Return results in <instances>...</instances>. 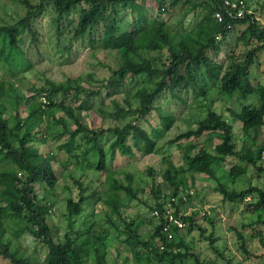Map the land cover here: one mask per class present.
<instances>
[{"label":"trees","instance_id":"trees-1","mask_svg":"<svg viewBox=\"0 0 264 264\" xmlns=\"http://www.w3.org/2000/svg\"><path fill=\"white\" fill-rule=\"evenodd\" d=\"M145 1L17 0L24 8L21 17L14 24H0L4 64L13 66L21 55L28 64L22 71L33 68L22 49L24 40L30 37L37 46L34 22L50 11L56 54L66 52L68 58L73 42L87 43L89 57L110 72L106 80L95 79L93 72L60 82L46 77L42 85L29 89V97L16 93L12 84L7 92L0 84V260L7 264H109L113 243L117 255L124 250L133 264H217L194 253L196 239L187 241L188 235L198 232L197 242L213 247L216 220L213 208L209 215L203 211L201 218L211 227L206 236L196 218L199 211H183L195 193L186 189V174L192 183L201 176L215 180L214 189L231 212L243 206L244 214L255 216L241 224L240 231L233 229L243 254L250 255L244 232L252 230L250 237L262 241L264 186L228 190L217 180L215 167L231 158L235 161L231 179L246 175L248 167L251 178L264 176V141H258V129L264 126V23L257 17L259 13L264 19V5L250 10L246 0H154L158 14L168 17L148 19ZM230 36L234 44L228 42ZM111 56L115 63L105 65ZM161 99L165 106L168 99L196 111L194 128L168 141L182 150V163L163 159L167 167L160 177L166 189L156 181L154 167L145 168L150 182L140 186L132 174L114 165L118 157L155 153L158 142L177 128L181 118L170 110L162 112L157 105ZM23 102L28 109L25 117L20 111ZM216 104L225 107L226 117L215 111ZM91 113L98 116V127L92 126ZM153 113L156 124L150 121ZM235 124L240 126L239 137ZM109 135L112 139L106 145ZM88 173L93 179L85 184ZM65 178L70 180L62 197L67 231L60 236L47 220L54 207L47 196L53 197L58 181ZM70 186L77 188V199L70 196ZM146 187L149 193L140 199ZM99 204L105 209L103 218L74 227L85 206L93 209ZM136 206L145 212L128 215L127 209ZM142 226L147 228L146 237L140 234ZM22 236L45 249L42 260L26 254ZM225 264L241 263L231 259Z\"/></svg>","mask_w":264,"mask_h":264},{"label":"rangeland","instance_id":"rangeland-1","mask_svg":"<svg viewBox=\"0 0 264 264\" xmlns=\"http://www.w3.org/2000/svg\"><path fill=\"white\" fill-rule=\"evenodd\" d=\"M247 4L249 5L250 10H255L258 8V3L264 5V0H246ZM142 3V2H141ZM154 0H146L144 5V11L148 19H154L155 17L158 19H166L167 15H159L157 12V6ZM24 8L22 5L17 4V0H0V18L7 24L11 25L14 24L23 14ZM137 11V9H135ZM52 13L47 11L44 15L37 19L34 22V30L38 32L37 34V46L33 47V44L30 42V37L25 38L23 51L26 53V56L29 58L28 61L33 64V68L28 66V70L22 71L25 64V60L22 58L21 55L15 57L14 65H8L0 62V84L3 85V89L7 92L8 91V84L11 88V84L16 89V93L24 97H29L31 92L29 89L32 86H40L43 84L44 79L47 77L56 82H60L65 78H75L79 75L84 76L86 73L93 72L95 74V79L106 80L110 72L107 67L99 66L97 64L96 59H92L88 55V50L86 48L87 43H78L73 42L72 50L69 54V57L66 58V52L63 53L62 56H58L56 54L57 47L55 46V39L53 35V29L51 28L50 23V16ZM75 16V15H74ZM176 17V16H175ZM258 19L262 23H264V19L260 18L258 13ZM131 18L130 15L126 17L127 21ZM190 18L188 17L185 20L188 22L187 25L190 24ZM174 19V17H173ZM173 19L171 22H173ZM62 42V41H61ZM228 42L234 44V37L230 36ZM63 46L68 45L69 42H62ZM224 51H222V54ZM111 57H107L105 59V65H113L115 60ZM221 57V56H220ZM263 57V65H264V55ZM91 67V65H93ZM28 65V64H27ZM10 69V71H9ZM21 71V72H19ZM261 82L264 84V75L261 78ZM93 84V83H92ZM12 90V89H11ZM126 90H129L127 88ZM15 92V90H14ZM105 94V91L102 92ZM14 99V97H10ZM120 100V96L118 97ZM133 105H136V100L131 99ZM165 101L161 99L159 101V105H161L162 112L164 111H173L176 116L181 118L177 123V128H173L171 132L167 134L161 141L158 142V150L148 156H138V157H130V156H122L116 159L114 165L117 168L122 169L124 172L128 174H132L135 178V182L142 185L143 182H150V178L147 177L145 173V168L148 166L154 167L158 170L157 174V182L162 183L164 189H166L165 184H163L161 179V172L166 169L167 164H164L163 159L166 158L171 161L174 165H180L182 162V150L178 145H169L168 141L172 139L177 133L181 131H185L188 128H194V120L196 119V111L187 109V107H182L177 105L173 102L166 101V106L163 104ZM108 103V101H106ZM234 103H231V106ZM10 107V106H8ZM20 111L22 113V117L27 115L28 109L26 108L24 102L20 105ZM215 111L227 116L225 107L221 104H216L214 106ZM57 116H61V113H57ZM186 119L187 122H183L182 120ZM90 120L92 122L93 127L99 126V118L94 113L90 114ZM86 118H82V122L86 123ZM150 121L153 124L157 123V117L155 113L151 115ZM67 125L70 128H73L72 122L67 121ZM106 127L107 122L104 124ZM141 127L148 130V125L145 122L140 121ZM234 132L235 136H240V126L239 124L234 125ZM112 136L109 135L105 137V143L108 145ZM258 141H264V126L261 129H258ZM237 147H240L239 142H237ZM36 146H43L45 143H40L38 141L34 142ZM184 145V144H183ZM181 145V147H183ZM207 147L211 148L212 145H207ZM235 161L233 159H227L225 162L219 163L215 167L216 171V178L220 180L228 190H236L241 191L245 189L249 185L253 186H264V176L260 178H251L250 174L252 172L251 168H247V174L241 176L240 178L234 180L231 179L230 170L232 167V163ZM1 165V164H0ZM56 169L59 168L56 166ZM76 178H79L80 173H74ZM186 189L191 191H195L190 201L185 202L183 206V211L186 213H191L192 211H199L196 218L198 219V223L206 228V236L210 233L211 227L210 225L203 221L201 215L203 211H207L209 215V209L213 208L215 210V220L216 226L214 229V238L215 242L213 247H210L207 242L201 241L197 242L198 232H193L191 235H188L187 241L193 242L195 239L194 246L196 249L194 253H197L201 260H212L217 264H225L228 260L234 259V262H238L241 264H264V237L262 241L259 240V236L250 237L252 230H248L244 232V236L247 242V249L250 252V255L243 254L239 248V244L236 241V237L234 234V230L237 232L241 230V224H249L251 221L254 220L255 216L252 214H244L243 210L245 207L239 206L238 209L233 213L230 210V205L227 202L222 201V196L215 191V187L217 182L212 179H207L204 176L201 178L196 179L194 183L191 182L190 175L186 174ZM83 182L86 184L88 181H92L93 176L88 173L85 177H83ZM103 179L102 176L100 180ZM82 180V179H81ZM70 183V180L60 179L58 181L57 186L53 191V197L47 196L48 200L51 199L54 202V207L48 217V221L52 226L57 227L58 233L62 236L67 231V220L64 216L66 213L65 211V201L62 197L66 196L64 194L63 187L66 185L65 183ZM95 184H93L94 186ZM71 187V197L73 199H77L78 191L77 188L74 186ZM149 189L146 187L144 194H139L138 197L144 198L148 195ZM39 195H43L42 191L38 193ZM137 202H133L132 205H136ZM94 207V206H93ZM142 206H136V208H129L127 209V214L132 215L136 210L145 212ZM104 207L102 204L95 206L93 209L91 206H85L83 213L77 217L74 221V227H80V223H83L85 220L94 219L95 221L104 217ZM201 218V219H200ZM24 227L21 225L19 228V233ZM140 234L144 237L147 236V228L142 226L140 228ZM21 243L26 247V254L31 255L33 257H38L42 260L45 256V249L39 246L38 243L33 242L30 237L22 236ZM117 247L116 244L113 243L108 250V262L109 264H133V262L128 258V254L123 250V252L117 255ZM0 264H7V262L0 260Z\"/></svg>","mask_w":264,"mask_h":264},{"label":"built area","instance_id":"built-area-1","mask_svg":"<svg viewBox=\"0 0 264 264\" xmlns=\"http://www.w3.org/2000/svg\"><path fill=\"white\" fill-rule=\"evenodd\" d=\"M226 4H228V2H226ZM241 14H242L241 12H238V17H241ZM216 17L218 19L220 18L218 14H216ZM169 220L171 221L172 217H169ZM173 221H174L175 224H177L178 227L181 228L183 226L179 221H177V220H173Z\"/></svg>","mask_w":264,"mask_h":264}]
</instances>
